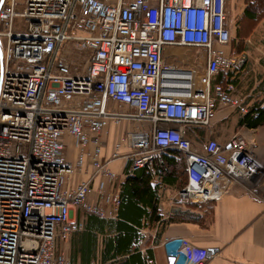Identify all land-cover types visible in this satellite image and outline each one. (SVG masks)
Listing matches in <instances>:
<instances>
[{
  "label": "built area",
  "instance_id": "1",
  "mask_svg": "<svg viewBox=\"0 0 264 264\" xmlns=\"http://www.w3.org/2000/svg\"><path fill=\"white\" fill-rule=\"evenodd\" d=\"M230 39L224 0H0V264H80L57 244L81 228L72 209L116 216L121 198L104 180L120 179L109 167L119 158L132 173L160 151H181V203L218 200L231 183L261 187L264 201V165L242 134L227 147L207 139L201 151L187 136L219 106L248 112L234 93L244 59ZM168 46L200 48L204 66L190 52L166 62ZM123 121L142 125L103 158L104 132ZM89 167L99 185L74 183ZM163 246L175 264L208 256L182 238Z\"/></svg>",
  "mask_w": 264,
  "mask_h": 264
},
{
  "label": "crops",
  "instance_id": "2",
  "mask_svg": "<svg viewBox=\"0 0 264 264\" xmlns=\"http://www.w3.org/2000/svg\"><path fill=\"white\" fill-rule=\"evenodd\" d=\"M250 3H254L256 12L255 0H250ZM244 4L241 13H238L241 24H244L238 31L239 38L236 37V27L232 30L229 23L231 39L228 49H234L244 59L240 71L237 74L233 71L234 93L243 99L247 113L262 109L264 115V16L247 22L242 15L247 3ZM248 11L254 13L251 8ZM188 52L192 51L168 46L163 50V57L168 63L181 64L183 54ZM198 55L205 60V51ZM232 74L228 72L227 77ZM221 80L220 75L215 79L216 82ZM244 115L237 108L219 106L208 126L189 127L187 136L201 151L207 139H214L227 147L232 135L242 134L248 142V152L264 164V122L255 127L247 126L241 122ZM124 122L127 121L118 125L111 123L104 132L103 158L110 155L119 134L130 127L142 125L127 122L130 127L123 130ZM67 141L66 155L73 161L75 150L71 140L68 138ZM172 160L183 169L173 182L166 181L165 175H161L151 163L147 166L145 172L150 176L148 186L144 187L152 193L154 206H146V214L140 218L139 224H130L133 228L129 234L125 235L120 229V204L116 216L109 218L72 209L71 216L81 222V228L67 240L58 242V250L72 262L80 264H175L174 258L166 253L163 241L182 238L193 247L208 252L203 264H264V201L260 198L261 187L253 192L242 184L231 183L218 200L181 203L177 200V192L186 178L183 153ZM109 167L120 175V179L115 183L106 179L104 183L108 189L114 186L120 195L127 178L134 177L136 171L129 172L122 158L111 161ZM92 173L89 167L87 172L74 175L73 182L89 180L96 187L102 179L92 176Z\"/></svg>",
  "mask_w": 264,
  "mask_h": 264
},
{
  "label": "trees",
  "instance_id": "3",
  "mask_svg": "<svg viewBox=\"0 0 264 264\" xmlns=\"http://www.w3.org/2000/svg\"><path fill=\"white\" fill-rule=\"evenodd\" d=\"M244 1L246 2V0ZM246 3L247 5L242 15L247 18V22L248 20L249 22H254L255 18H261L264 16V0H255L256 12L254 3L251 4L250 0H248ZM250 8L253 9L256 15L254 13H249L248 10ZM243 26L244 24H241V18L237 19V38H239L240 34L238 31H240ZM241 122L250 127H255L262 124L264 122L263 110L260 109L258 111L257 117H253L251 113L245 114ZM181 154V151L175 149L163 150L155 154L151 164L161 175H165L166 181L173 182V180L177 178V174L182 172L183 169L180 168L179 163L173 161L172 158L175 159L180 157ZM145 171H147V167L137 170L134 177L127 178L126 184L123 187L124 189L121 190V201L118 210V217L121 220L120 229L125 235L129 234L130 230L133 228L130 224H139L140 218L146 214V206H154L152 193L149 190H146L144 187L148 186V179L150 176V174ZM185 182L186 178L180 188L185 184Z\"/></svg>",
  "mask_w": 264,
  "mask_h": 264
},
{
  "label": "rangeland",
  "instance_id": "4",
  "mask_svg": "<svg viewBox=\"0 0 264 264\" xmlns=\"http://www.w3.org/2000/svg\"><path fill=\"white\" fill-rule=\"evenodd\" d=\"M247 1L248 0H246V2ZM244 3H245V1H243V0H224L225 11H226V14L228 17V22L230 23L232 30H235V27H236L235 21H237V19H239L240 16H238L239 15L238 13H241L242 8L245 6ZM238 10H240V12H237ZM262 19H260V20H262ZM21 24H22V19H17L14 22V28L16 27V25L20 26ZM2 40H4V39L2 38ZM190 51H192L189 54H192V56L194 58L193 60H197L198 62H200L199 64H200V69H201L204 66V61L202 58H200L201 55L199 56L198 53L202 52V50L200 48H191ZM198 56H199V58H198ZM129 127H130V124L127 122H124L123 127H122L123 130H126V128H129ZM130 128H132V127H130Z\"/></svg>",
  "mask_w": 264,
  "mask_h": 264
}]
</instances>
